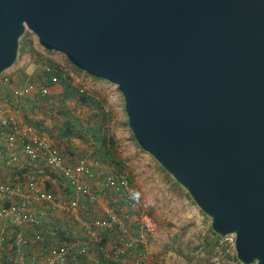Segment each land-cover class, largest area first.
<instances>
[{
    "label": "water",
    "instance_id": "water-1",
    "mask_svg": "<svg viewBox=\"0 0 264 264\" xmlns=\"http://www.w3.org/2000/svg\"><path fill=\"white\" fill-rule=\"evenodd\" d=\"M25 31L115 85L138 147L264 264V0H0V75Z\"/></svg>",
    "mask_w": 264,
    "mask_h": 264
},
{
    "label": "crops",
    "instance_id": "crops-1",
    "mask_svg": "<svg viewBox=\"0 0 264 264\" xmlns=\"http://www.w3.org/2000/svg\"><path fill=\"white\" fill-rule=\"evenodd\" d=\"M41 56L42 54H40V59H38L36 55L33 56L32 60L28 62L26 67L21 69L19 73L12 74L10 72V88L6 89L4 92L2 91L0 97V120L12 119L19 125H31L37 134L46 136L59 148L65 164L69 167H73L81 161H88L92 177H85L82 180L91 188V193L96 195L97 198L93 204L86 201L84 202V210L81 213L80 221H71L67 219L64 213H57L56 219L54 218L53 221L45 222L43 224L44 227L41 229L26 227L30 237L27 245L21 248V255H18L14 247L9 243L5 244L1 264H30L31 256H38L43 251H46L52 244H59L61 238L56 239L47 230V227L51 224H53V226H58L59 224L61 227H67L68 229L71 227L75 232H79L81 221L85 219L105 218L106 210L110 206L114 207L118 205L119 202L121 203V197L114 190H109V194L106 198L100 197V193L97 192L100 188V178L96 176L99 173L112 174L118 179L119 183L123 180L127 181L128 186L134 193V199L137 201L136 211L139 215H149L145 212L146 210L143 206V201L146 196L149 198L152 197L153 203L156 204L152 212L154 216L156 214V209H161V201L166 199L164 206L167 211V219L165 223H173L176 226L177 218H179L177 216H180L183 231L189 230L191 220L187 219V217L189 218L190 215L186 214V218L184 219L183 213L181 215L176 214L184 211L183 209H185L184 205H186V202L179 198L174 186L171 187L161 182L163 178V175H161L163 173L162 169H160V171L153 166L155 164L153 159H151V163L147 165L139 162L141 157L148 155L136 145L132 148L130 147L128 152L126 151V147L130 144L129 139L126 138L125 135L119 137L120 133L118 128L120 125L117 120L118 118H116L118 115L116 109L111 106V101L105 99L104 103L103 94H94L93 98L102 102V114H104L106 118L104 120H98L94 116L98 111L93 110V120L91 121L90 116L92 110L77 103V98L75 96L73 98L72 96L66 95L64 85L59 79L57 83L50 82L48 84H43V82H40L39 76L44 77L45 67L48 66V64H42V62L39 61L41 60ZM27 66L34 67V70L31 71L26 69ZM56 69L60 70L62 74L66 76V73L61 67L57 66ZM68 83L71 87H74L70 82ZM43 87L47 90L45 95L41 94V88ZM18 90L23 91L22 97H16L13 94ZM78 90H80V92L82 91V89ZM74 118L79 119V124L72 120ZM68 119L72 120L71 122L73 125L80 127L79 130L87 128L88 125L93 127L94 130L99 132V136H101L100 142L96 143L98 141H95L94 137L93 140L91 139L89 141H84L82 138L60 137ZM79 130L77 131L79 132ZM85 137H87V135H85ZM105 139L108 144L113 142V160L105 159L94 154L98 149L103 150V141L105 142ZM14 157L16 161L13 160ZM152 170H154V172L159 170L161 174L155 175ZM150 178L156 182L159 181V183H157L155 187L150 188V183L146 182ZM0 182L20 185L24 191H26L24 187L35 185L39 191L51 193L60 197L69 196L72 190L71 183L65 182L60 174L55 173L43 162L29 160L22 152V147L19 144H15L14 147L9 148L6 143L1 140ZM171 188H173V190H171ZM140 197L142 198L141 200ZM37 208L38 205L31 203L29 205V212H35ZM149 217L152 218L150 215ZM196 219L197 218L193 216L192 221ZM153 220L156 221L155 219ZM157 222L159 223L158 220L156 223ZM7 231L9 230L0 228V234ZM158 231L159 225L156 235L148 244L149 256L152 259V263L150 264H163L165 259L164 254L161 253V247L164 246L165 237H167V235H164L162 231ZM79 235L78 233V236Z\"/></svg>",
    "mask_w": 264,
    "mask_h": 264
},
{
    "label": "built area",
    "instance_id": "built-area-1",
    "mask_svg": "<svg viewBox=\"0 0 264 264\" xmlns=\"http://www.w3.org/2000/svg\"><path fill=\"white\" fill-rule=\"evenodd\" d=\"M55 71L45 67V73ZM57 83V77L51 78ZM11 75L8 71L0 75V97L2 91L10 88ZM114 88L117 87L114 85ZM47 90L41 88V94ZM22 97L23 91L13 93ZM3 131V132H2ZM0 140L9 148L19 144L22 152L31 161H41L63 180L71 183L72 190L67 197L39 191L35 185H28L23 190L20 185L0 182V228L9 230L0 234V264L4 245L10 244L21 255V248L29 242L26 227L41 229L45 222L53 221L57 213H64L67 219L81 220L84 202L93 204L97 196L83 182V178L92 177L88 161H81L73 167L65 164L58 147L46 136L39 135L31 125H19L12 119L0 120ZM16 161V158H13ZM100 197L106 198L109 190L116 191L121 203L110 206L103 219H85L80 223L79 232L71 227L53 226L47 230L59 244H52L38 256H31L30 264H150L149 241L156 235L158 225L148 215H139L136 211L137 201L127 181H118L112 174L99 173ZM38 205L35 212H29L30 204ZM56 219V218H55ZM78 233L80 234L78 236ZM113 236V237H112ZM228 242L234 247V236ZM108 246V248H107Z\"/></svg>",
    "mask_w": 264,
    "mask_h": 264
},
{
    "label": "rangeland",
    "instance_id": "rangeland-1",
    "mask_svg": "<svg viewBox=\"0 0 264 264\" xmlns=\"http://www.w3.org/2000/svg\"><path fill=\"white\" fill-rule=\"evenodd\" d=\"M28 33V31H25L23 35L26 39H29L32 42L34 49H36V53H38V55L42 54L41 60H39L42 62V64H52L56 67H61V69L66 73L67 82H70L74 86L72 87L73 89H82V91H84L85 94L89 95L90 97H93L94 94L98 95V93H101L104 95V103L105 99L111 101V106L116 109V113L118 115L116 116V118H118L117 120L120 125L118 128L120 133L119 137L125 135L126 138L129 139L130 144H128V146L126 147V151L128 152V149L130 147H134V145L138 147L127 126V118L124 113L122 96L119 91L114 88V85L104 80L92 78L84 72L77 70L66 60V58L62 54L47 52L38 45L36 38L31 33L30 35ZM32 57L33 55H31L30 52H26L24 55L19 56L20 59L17 57L15 65L11 69H9L8 72H11L12 74L19 73V71L21 69H24L28 62L32 60ZM26 69L33 71L34 67L27 66ZM151 159L152 158H150V156L148 155L141 157L139 159V162L147 165L151 163ZM154 163L155 164L153 166L156 169L160 170L161 168L159 167V165L155 161ZM159 170H157L156 172H154V170L152 171L155 173V175H160L161 170ZM162 172L165 173L163 170ZM163 173L161 174L163 175L161 182L164 184H168L171 187L174 186V188L177 189H175V191L179 195V198L186 202V205H184L185 209H183L184 211L178 212L176 214L181 215L183 213L184 219L186 218L185 215L189 214L190 217H187V219L191 220L189 224V230L186 231H183V226L181 225L182 220L180 219V216H177L179 218H177L176 226L173 223H165L167 219V211L164 206L166 199H163L161 201V209H156V214L154 216L152 212L154 211L153 209H155L156 204L153 203L152 197L149 198L146 196L144 198L143 206L145 207V212H147L156 221H159V223L157 222L159 225L158 232L162 231L164 235H167V237H165L164 246L161 247V253L164 254L165 258L163 264H236V262L233 261V258L235 257L234 247L228 242V239H230V237L223 238L222 244L219 246L221 247L222 253H215V251L210 252V247L206 246V243L209 240L208 236L211 237L209 232L210 219L202 214L201 211H199V209L194 205L187 193L179 185H177L167 173ZM146 182L150 183V188L155 187V185L159 183V181L156 182L152 178H150ZM171 190H173V188H171ZM141 199L142 198L140 197V200ZM193 216L197 218L195 221H192ZM228 254H230L232 257V260L230 261L228 259L224 260L223 258V255Z\"/></svg>",
    "mask_w": 264,
    "mask_h": 264
},
{
    "label": "trees",
    "instance_id": "trees-1",
    "mask_svg": "<svg viewBox=\"0 0 264 264\" xmlns=\"http://www.w3.org/2000/svg\"><path fill=\"white\" fill-rule=\"evenodd\" d=\"M30 35V33H28ZM26 52H30L31 55L33 56H37L38 59H40V54L38 55V53H36V49H34V46L32 45V42L29 39H26L25 36L23 35V37L20 39L19 41V50H18V58L19 56L24 55ZM48 52V51H47ZM50 53V52H49ZM20 59V58H19ZM48 66H50L55 72L54 74H47L45 73L44 77L39 76L40 82L43 84L46 83H50L51 82V78L55 75L57 77V80L59 79V81L64 85L65 88V93L66 95L72 96L74 98V96L77 98V103H79L82 106H86L88 108H90L92 110L91 116H90V120H93V110L98 111L97 113L94 114V116L98 119V120H104L106 118V116L104 114H102V102L98 101L96 99H94L93 97H90L89 95H86L84 91L80 90H73V88L71 87V85L67 82L66 77L62 74V72L60 70H57L56 66L52 65V64H48ZM62 74V75H61ZM100 111V112H99ZM75 122H77V124H79L78 122V118H74L72 119ZM71 119L67 120L64 130L61 132L60 137L62 138H82V140L84 141H89V140H93V137L95 138V141H98L96 143H99L101 140V136H99V132L97 130H94L93 127L91 126H87V128H83L81 130L80 127H77L75 125H73V123ZM79 130V132L77 131ZM85 135H87V137H85ZM106 139L105 142L103 141V150L102 149H98L95 151L94 154H96L97 156L99 155L100 157L103 158H107L109 160H113V155H114V148H113V142H110V144L106 143ZM210 232V236H208V241L206 243L207 247H210V252L215 251V253H222L221 252V247H219L222 244L223 238L217 236L216 234H214L211 229L209 230ZM224 260L228 259L229 261L232 260V257L230 254L228 255H223ZM233 261L236 262V264H240L236 257L233 258ZM225 264V263H223Z\"/></svg>",
    "mask_w": 264,
    "mask_h": 264
}]
</instances>
